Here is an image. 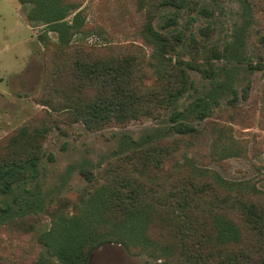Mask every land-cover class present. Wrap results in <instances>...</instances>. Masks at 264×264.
<instances>
[{"label":"rangeland","instance_id":"1","mask_svg":"<svg viewBox=\"0 0 264 264\" xmlns=\"http://www.w3.org/2000/svg\"><path fill=\"white\" fill-rule=\"evenodd\" d=\"M76 1L82 9L83 24L71 43L96 50L97 54L134 57L139 83H160L164 65L157 63L158 50L149 40L147 27L164 36L167 45L172 44V28L163 27L172 8L158 10L159 0ZM197 4L207 11L180 9L174 26L184 33L186 42L190 35L196 39V60L205 64V56H212L213 48L222 53L224 46L242 33L244 61L235 67L226 59L211 58L216 64L213 78L187 69L191 85L173 108L160 109L157 115L136 118L126 125L113 124L92 131L81 121H74L66 113L69 110H52L39 101L45 49L38 34L44 26L32 27L18 0H0V160L21 155L9 145L21 142V130L44 127L37 144L41 153L38 175L23 187L34 191L38 185L47 204V210L28 221L0 226V264H52L55 257L41 241L52 225V212H76L82 198L106 184L108 158L114 151H126L129 140L154 132L173 135L170 115L174 111H179L182 120L197 132L177 138L175 153L159 168L147 171L146 176L140 177L141 182H160L167 188L181 179H192L219 188V195L225 193L223 189L264 206V46L260 43L264 37V0H250L249 15L239 0H197ZM47 36L52 42L57 41L54 32L48 31ZM186 53L177 45L176 51L165 56L174 60ZM249 60L252 64L260 62L261 67L245 69ZM228 77L230 90L215 92L217 82ZM82 167L93 174V183L81 173ZM15 195L17 202L12 200L13 194L0 195V206L8 202L13 210L19 204L26 207L23 197L31 196L24 190ZM152 197L155 201L156 195ZM161 261L151 249L127 247L111 240L93 248L87 264Z\"/></svg>","mask_w":264,"mask_h":264},{"label":"trees","instance_id":"2","mask_svg":"<svg viewBox=\"0 0 264 264\" xmlns=\"http://www.w3.org/2000/svg\"><path fill=\"white\" fill-rule=\"evenodd\" d=\"M18 1L32 27L44 26L38 34L45 49L39 101L52 110H69L66 113L74 121H81L88 130L126 125L136 118L157 115L160 109L173 108L191 85L187 69L196 70L204 77H215L216 64L211 58L226 59L235 67L244 61L240 33L224 46L222 53L213 48L212 56H205V64L198 62L197 41L193 35L190 41H185L184 33L174 28L175 16L183 8L203 13L207 8L199 6L197 0H159L158 10L172 8L163 27L172 28L173 42L167 45L166 38L148 25L149 40L158 50L155 56L157 63L164 65V72L159 76L160 83L142 86L134 57L97 54L96 50L71 43L72 36L83 24L79 2ZM239 1L249 15L250 0ZM48 31L56 34V42L49 39ZM157 41L164 45L160 46ZM260 41L264 46V37ZM177 45L187 53L175 56L174 60L166 57L165 53L176 51ZM260 67V62L252 64L249 60L245 69ZM229 80L228 77L217 82L214 91L230 90ZM200 109L202 115L204 112ZM182 119L179 111L170 115L173 135L154 132L138 140H127L128 149L114 151L106 162V184L82 198L76 212L63 215L52 212V225L41 237L55 257L52 264H87L90 251L111 240L127 247L151 249L162 260L161 264H264V206L261 203L223 189L225 193L219 195L216 193L219 188L192 179H181L167 188L160 182L155 185L141 182L140 177L146 176L147 171L159 168L175 153L177 138L197 132ZM43 130L41 125L21 130L18 135L21 142L9 144L21 155L0 160V195L13 194L14 202H17L16 191L24 190L31 196L23 197L26 207L19 204L13 210L8 202L0 206V226L28 221L47 210L38 185L34 191L23 187L38 175L41 153L37 144ZM80 171L93 183L91 172L83 167ZM153 195H156L155 201Z\"/></svg>","mask_w":264,"mask_h":264}]
</instances>
